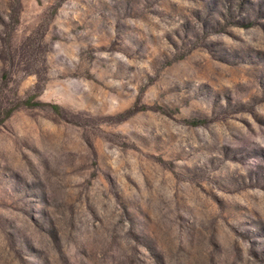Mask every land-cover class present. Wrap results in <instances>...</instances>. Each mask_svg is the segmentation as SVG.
Returning a JSON list of instances; mask_svg holds the SVG:
<instances>
[{
  "label": "rangeland",
  "instance_id": "rangeland-1",
  "mask_svg": "<svg viewBox=\"0 0 264 264\" xmlns=\"http://www.w3.org/2000/svg\"><path fill=\"white\" fill-rule=\"evenodd\" d=\"M0 264H264V0H0Z\"/></svg>",
  "mask_w": 264,
  "mask_h": 264
}]
</instances>
